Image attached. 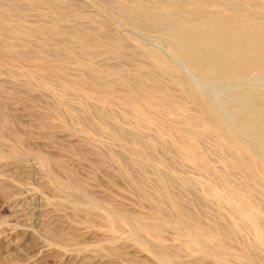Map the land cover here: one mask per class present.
I'll return each instance as SVG.
<instances>
[{
	"label": "rangeland",
	"instance_id": "374dc122",
	"mask_svg": "<svg viewBox=\"0 0 264 264\" xmlns=\"http://www.w3.org/2000/svg\"><path fill=\"white\" fill-rule=\"evenodd\" d=\"M49 1L57 2L56 6H59L61 8H65L66 6V11L64 12H68V10L70 9L71 12L73 9V12L75 11V13L79 14L80 17H70V22L69 20H67V22L63 19L61 20L59 15L54 12L53 8L48 4L35 5L33 4L34 0H0L1 4H4L5 2V4H8V2L14 4L16 3L17 5L20 4L19 6L23 10L25 8V14H23V17H21L16 11L9 10L7 7H3L0 4V18L2 17L0 19V264H138V262H140L139 264H162L165 261L166 264H220L216 261L221 262V264H241V262L243 264H259L258 262L260 259V263L264 264V256H262L264 255V237L261 235L262 238H260L261 236L259 235L261 232H264V218L262 217L263 220H261L262 218H260L262 214L264 216V201L260 202V197L262 198V200H264V190H262V188H264V185L262 186V188L259 186L264 181L263 179H261L264 178V175L261 173V177L259 176L260 173H258L259 170H257V165L255 164L256 167H254L253 165V170L250 168H245L244 171H240L238 169L236 170L235 168H232V166L227 163V161H230L231 153L239 157L242 154H240V152L237 150L228 149L229 147L226 144L224 145L222 138L218 133V128L214 126L211 127L210 124H208V130L206 129V131H203L204 129L202 128V126L197 125L194 127L192 123H188V121L186 120V116L194 113L198 114V107L195 104H192L191 101H189L187 98L184 99L185 95L180 90H178L177 87L174 88L173 86H171L168 80L161 78V86H163L164 89H167V91L170 93L171 98H174L179 102L177 106L178 108L174 112L168 109L166 106L157 104V96L154 97L153 95L151 97L146 95L144 92L132 91L130 87L121 80L122 75L120 73H110L112 74L111 79H109L110 74H106L103 82H105V84L108 86V80L110 86L98 87L93 85L89 78L87 79V75L83 73V68H80L82 67V63L84 65V63L88 61L96 70H101L102 66L110 67L111 64H114L111 65L112 68L115 65V67H117V65L121 63V65L126 64V66L123 67L124 72L125 74L128 72L127 74L130 77H135L133 76L135 74L134 72L135 70L137 71L139 69L151 71L155 75L159 76L157 67L156 69H154L155 67L153 66L154 64H151V60H149V63L152 66H147V64H149L147 62L148 59H146L145 57L146 60L144 62V56L139 53V48H137L138 46L136 45L138 44L137 41L142 39L141 41L148 42L149 45L147 44V42H145L148 46L153 47L154 49H158L159 51L163 52V54H168L167 57H170L166 45L164 44V42L158 39V33L156 34L153 31L157 35L156 36L150 30L143 32L142 30L135 29L130 25H127L126 22L120 20L116 15L111 13L105 7H102V0H86L87 2L85 0L84 2L83 0ZM70 1H72L73 4ZM143 1H147L146 3H152V0ZM81 2L83 3L81 4ZM62 3H64V6H62ZM27 9L28 11L26 12ZM75 9H77V11ZM89 13L94 16V13H96L97 18L102 17L101 20L104 17L103 24L104 22L105 24L103 26H107L105 27L107 29L102 27V29L100 30L102 31V33L98 35V38L100 39L95 40L93 37L94 35L97 36L93 29L98 31V24L94 20L90 19ZM57 16L59 18H57ZM5 18L6 22L4 20ZM108 20L111 24L108 23ZM57 21L59 22V24L57 23ZM39 24L45 26L54 24L59 26L61 28V31H63L57 34L58 36H54L55 40L51 39L45 42V48L57 47L54 51L56 52V54L54 52L50 54L51 59L41 56L37 58V53H39V49L42 45L41 42L43 41V35H41L43 33L36 32L37 34L35 33L32 35H27L24 33V30ZM2 25H7L9 26V28L12 27V29H3L1 28ZM112 26H114L115 28L118 27L116 31L121 30V32H116L115 28L113 31ZM132 29H134L136 32H134V30L132 31ZM69 30L73 31V33H68L67 31ZM83 30L89 34L92 31L94 32V35L92 36L90 34L89 36V34L87 35V33ZM109 30L113 31V33H116V35L112 34V32H110ZM104 31L108 35L110 33V37H108L107 34L104 33ZM127 33L131 35L129 36L127 35ZM81 34L83 35V37ZM117 35L120 37H123V35L126 37L127 35L128 39L127 37L123 38L125 42L129 40V51L127 49L126 54L121 56L122 58H120L113 52H109V46L113 42L110 40L114 39V37H118ZM132 35L135 37V39L132 38ZM79 36L81 38H79ZM111 36L113 37L111 38ZM81 39L82 41L83 39L84 41H90V39L94 40L91 41L92 43H90L91 45L88 47V51L86 53L81 54L79 52H73L72 50H80L82 44ZM71 40L74 42L76 41V43L73 42V45H71ZM134 40H136V44ZM55 41L58 44L55 45ZM95 41L97 42V44H95ZM26 43L29 45H27ZM32 50H34V52H32ZM130 51L132 54L134 53V55H132ZM127 52L130 53L128 55H131L130 59H126L129 58ZM137 54H139L141 57H139V55ZM135 55V58H141L143 61L138 58H132ZM173 60L176 65L185 73L183 74L185 79L196 85L203 86V88L207 87L210 89L222 91V93H220L215 100V104L219 110L221 118L229 128L233 129V133L236 137L240 139L243 138L242 140H244L246 146L251 151L259 154L264 160V150H262L261 147L257 146L255 139L247 129H242L238 125V123L235 122L234 116L236 113V107H244L249 112L258 115L261 118V122L264 124V80H260L259 78H248L242 81L203 82L204 80L201 81L200 78H197L194 74L188 71L186 67L182 63H180L179 60L175 58H173ZM105 63L107 65H105ZM74 64H76V66ZM77 65H79V67H77ZM146 66L148 69H146ZM131 72L134 74H132ZM85 79H87V81H84ZM112 80H115V83L112 82ZM68 82L71 83L69 84ZM80 82H82L83 84H81ZM73 83L75 85H73ZM85 83H89V85H92H87L89 87L87 88L85 86ZM120 83H124L121 84L122 87L125 86L124 89L121 87L122 90H119ZM68 85L71 87V89ZM76 85L80 86V88L82 89H80ZM76 87L77 89H79L77 90ZM91 87H93V89H90ZM102 89H108V91H104ZM116 91L118 94L116 93ZM119 91H123L122 93L120 92L121 95L119 94ZM125 93L128 94L129 98ZM91 94L96 98L91 97ZM96 94H99V97H97ZM106 94L109 95L106 96ZM179 94L183 95L180 96ZM119 95L121 97L123 95L124 98L122 97V99ZM100 96L103 97V101L99 99L101 98ZM125 96L128 99H125ZM104 97L107 98L105 99ZM231 98H233L234 100H232ZM132 99L137 101L135 102ZM131 100L135 105L133 104V102H131ZM147 102L152 103L148 104ZM143 105L145 106V108L148 106V108L145 109ZM105 106L107 109H109L107 110L109 112L107 113V115H105L106 109H102L103 107L105 108ZM222 106H225L226 108H223ZM234 106L235 109L232 110V112L231 108L233 109ZM150 108L154 111H152ZM98 109L99 111H97ZM148 110L152 113H158L159 118L154 113L150 117V115L148 114L151 113L148 112ZM139 111H141L142 114ZM185 112H187V114H185ZM170 113L172 115H170ZM177 114H179L180 118L177 116ZM97 115H99L100 118L99 116L96 117ZM140 117L145 118L141 119ZM155 117H157L158 119ZM164 120L167 122H165ZM139 121H141L142 124L139 123ZM104 123H106L107 126H103L105 125ZM189 124H191L192 126H190ZM186 125L189 129L186 127ZM116 126L122 128L114 129ZM199 129H201L203 132L201 133V130ZM114 130L116 133L113 132ZM118 130H121L119 132L121 133V135H124L121 136ZM124 130L126 131V133ZM163 131L164 133H162ZM195 131L197 135L194 134ZM191 133L193 134L191 135ZM188 136H191V138H189ZM127 139L128 141L129 139L131 141L128 142ZM184 140L186 141L183 142ZM198 143H201V145ZM194 144L196 147H192ZM188 145H191L190 148ZM200 146L204 149L201 150ZM219 146L220 148H218ZM132 148L133 150H131ZM159 150L161 151V153ZM205 150L206 154L204 153ZM196 151H199V153H196ZM207 152L210 155L207 157L209 162L205 161ZM187 153H189V155ZM201 155L203 157H201ZM135 156L136 158L141 159L142 163L136 162V158H134ZM155 157H158L160 161ZM45 161L46 163H48V166L46 164H43ZM226 165L230 171L227 170ZM159 169L165 170V173L170 172L169 174L167 173L171 177L170 185L166 186L168 189H166V187L164 188V186H161L160 184L159 172H162L163 170L159 171ZM204 169H207L208 171ZM210 169H215L216 173L214 172L215 170L212 171ZM235 170L238 171V175L240 172V175L238 177H240L241 179H239L237 175H235V173H237ZM255 171H257V173ZM246 173L248 175L250 174L252 177L250 175L248 176ZM218 174L221 175H219L220 178H218ZM243 174H246V176H243ZM226 177L231 178L232 180ZM247 177L249 178L248 181ZM225 178L228 180L226 181ZM220 179L222 180L220 181ZM250 180L255 182L252 183L253 186L251 183L248 184ZM257 181L258 183H256ZM64 182L66 185L64 184ZM229 182L232 183H230L229 185H225V183L228 184ZM259 182L261 183L259 184ZM172 183L174 185H172ZM77 185L82 189L80 190ZM231 185H234V187H232ZM75 186L77 187V189L75 188ZM223 186H225L226 190ZM226 186H230L233 189ZM228 188L232 190L231 193L227 192L230 191L228 190ZM234 189H236L237 192ZM257 189L258 191L256 192ZM71 191H75L77 192V194ZM249 193L251 198L247 196V194L249 195ZM172 195L179 197L180 205H176L172 202ZM225 195L227 199H222L225 197ZM234 195L236 196V200H234ZM158 197H160L161 199ZM214 197L217 199H215ZM228 197H230L231 200H234L233 205H231L232 201ZM255 197H257L258 200ZM165 198L170 199L166 200ZM253 198L255 200H253ZM221 200L223 202L222 205ZM150 201L152 204L150 203ZM235 201H238L239 203H236ZM242 201L244 202L242 203ZM78 202L81 203L79 204ZM90 202L92 205L89 204ZM246 203H250V205L247 204L246 206ZM252 203L254 204L253 206H251ZM217 204L220 207L217 206ZM233 206L235 207L233 208ZM221 207L223 209H226L223 210ZM236 207H240L241 211L244 212H238L239 208L236 209ZM253 207L258 208L256 210V208L254 209ZM244 208H246L247 210ZM248 208L250 209L248 210ZM254 210H256V212ZM110 211L111 213H109ZM116 211L117 214L115 213ZM183 211H189L195 215L198 222L196 223V226H192L187 222V220L183 217ZM230 211H233V213H231ZM245 211L249 212L245 213ZM250 211L251 214H248L250 213ZM258 211H262V213ZM252 212L254 215L252 214ZM155 213H157V215ZM125 214L129 216L127 217ZM158 214L160 216H158ZM226 214L228 215L226 216ZM221 215L227 220L226 222H224V218ZM122 216H126L127 218H124ZM132 217H136L134 218L135 220ZM137 218H139L140 220H138ZM160 218L162 220L165 219V222L167 223L169 221H172V224L170 222V224H167L164 222V220L163 222H161ZM180 218L182 219V222H180ZM200 218H202V220H200ZM234 218H238L239 220H237L239 222L234 223V221H237L236 219L233 220ZM244 218H247V220H245ZM251 219L254 220L252 221ZM258 219L261 222L260 224H258ZM148 220L151 222H149ZM240 220L242 224L240 223ZM157 221L160 223V225ZM175 221L178 224H176ZM214 222H216V225L219 226L224 225V227H230L233 231V236L227 237L224 240V245L222 248H225L226 250L218 248L217 240L209 236V234L206 232L207 230H203V227L206 229V224ZM163 223L165 224L163 225ZM238 223L239 226L234 225ZM251 223L253 225H251ZM256 223L258 224V226ZM130 224L134 225H132V227L135 230L131 228ZM141 224H144L143 227L140 226ZM184 224L186 227L183 226ZM243 224L245 226L241 227ZM128 225L129 227H127ZM144 226H146L149 230H147V228ZM197 226L200 228H198ZM236 226H238L240 229L238 227L236 229ZM259 226L262 230L261 232ZM160 228L163 230H161ZM242 228L244 229L242 230ZM248 228L249 230H247ZM173 229L176 232L173 231ZM257 229L259 230V234L257 232ZM192 230H194L195 233ZM250 231H253L254 233ZM238 233L240 237L238 236ZM130 234L134 238H132ZM244 234H246L247 236ZM160 235L161 237H159ZM234 235L237 236L234 237ZM241 235H243L242 238ZM180 236H183L185 238L183 239V237ZM254 236L258 237L259 240H257L258 238H255ZM157 237L161 238L162 240H160L159 238L157 239ZM202 237L204 239H202ZM130 238L132 240L140 239V242L139 240H137L138 242L134 240V242H132V240H129ZM193 238L195 241H193ZM210 238L212 242L211 244L209 242ZM244 238L247 241H245ZM252 238H255L256 241ZM250 240H252V242H250ZM205 241H208L209 243L207 242V244ZM232 241L234 242V244ZM242 241L244 243H242ZM248 241L250 242V245L256 242L255 245L257 246V248L255 251H253L254 249L251 250L250 245L247 243ZM137 243L139 244L137 245ZM140 243L142 247L139 246ZM213 243L216 246H214ZM144 244L146 245V247L144 246ZM247 244L249 246H247ZM148 245L150 248L148 247ZM192 245L197 249H200L199 252L196 248L192 247ZM239 246L240 248H237ZM243 248L245 249L243 250ZM214 249L215 251L217 249V255ZM233 249H236V251L238 250L237 252L235 251L236 253L234 252V254L236 255L238 253L237 256L240 259L233 254ZM150 251H153V254L159 253L160 255H162V258L159 256V254H157L158 256H156L153 255ZM228 251H230L231 253ZM208 253L210 255H208ZM239 253L241 254L239 255ZM243 253H248L249 255L244 254V257ZM230 254L233 255L231 256ZM213 255H215V257ZM252 255L255 256L253 257ZM223 258L225 261L223 260ZM243 258L245 259L243 260ZM255 258L257 259V261ZM250 259L253 260L252 263L249 262L251 261ZM233 260H235L236 262Z\"/></svg>",
	"mask_w": 264,
	"mask_h": 264
},
{
	"label": "bare ground",
	"instance_id": "6f19581e",
	"mask_svg": "<svg viewBox=\"0 0 264 264\" xmlns=\"http://www.w3.org/2000/svg\"><path fill=\"white\" fill-rule=\"evenodd\" d=\"M7 1V0H6ZM9 1H11V0H9ZM61 1V0H60ZM66 1V0H65ZM69 1V0H68ZM67 1V2H68ZM73 1V0H72ZM72 1H70L72 4H73V2ZM75 1H78V0H75ZM74 1V2H75ZM82 1V0H81ZM86 1V0H85ZM94 1V0H93ZM146 1V0H145ZM149 1V0H148ZM3 2V1H2ZM80 2V1H79ZM83 2H84V0H83ZM83 2H81V4L83 3ZM87 2V1H86ZM147 2V1H146ZM146 2H144L143 0H102V7H105L107 10H109L111 13H113L114 15H116L120 20H123V22H126L127 23V25H130L131 27H133V28H135V29H139V30H142L143 32L144 31H151V32H155L156 34L158 33V35L159 36H157L154 32V34L158 37V39H160L162 42H164V44L166 45V47H167V50H168V52H169V55H170V57H167V55H165V54H163V52H161V51H159L158 49H154L153 47H150V46H148L149 44H148V42L147 41H141V40H138L137 42H138V44H136V40H134V42H135V44L138 46L137 48H139V53L141 54V55H143L144 57V62H145V60L146 59H148V63L150 62L149 60H151L152 62H151V64H154L153 66L155 67L154 69H156V67H157V69H158V75L159 76H157V75H155L153 72H151V71H147V70H143V69H139V70H135V74L134 73H132V74H134L133 76H135V77H130L127 73L125 74V72H124V66H126V64L125 65H121V63L120 64H118L117 65V67H113L112 68V66L111 65H114V64H111L110 65V67H107V66H102V68H101V70H96V69H94L93 67H92V65H91V63L88 61V62H86V63H84V65H83V63H82V67H80L81 69L83 68V73H85L86 75H87V79L89 78L90 79V81L92 82V84L93 85H95V86H98V87H106L107 85L105 84V82H103V80H104V78H105V76H106V74H110V73H115V72H117V73H120L121 75H122V81L125 83V84H127L129 87H130V89L132 90V91H136V92H144L146 95H148V96H153L154 95V97H156L157 96V99H158V102H157V104H159V105H163V106H166L168 109H170V110H172L173 112L174 111H176V109L178 108L177 106H178V101L176 100V99H174V98H171L170 97V93L167 91V89H164V87L163 86H161L162 84H161V78H164V79H166V80H168L169 81V83H170V85L171 86H173L174 88H178V90H180L184 95H185V97H184V99L185 98H187L189 101H191V103L192 104H195L197 107H198V111H199V113L198 114H190V115H187L186 116V120L188 121V123H192L193 124V126L195 127V126H197V125H200V126H202V128L204 129L203 131H206V129L208 128L207 127V125L208 124H210V126L212 127V126H214V127H216V128H218L217 130H218V133H219V135H220V137L222 138V141H223V143H224V145L226 144L228 147V149H233V150H237V151H239L240 152V154H242L240 157L239 156H237V155H235V154H233V153H231V155H230V161L228 162L227 161V163H229L230 164V166H232V168H235L236 170L238 169V170H240V171H244L245 170V168H250V169H252L253 168V165H254V167H256L255 166V164L257 165V170H259V172L258 173H260V175L259 174H257V175H259L260 177H261V173L264 175V160L261 158V156L259 155V154H257V153H255V152H253V151H251L247 146H246V144H245V142H244V140H242L243 138H238V137H236L235 135H234V133H233V129H231V128H229L227 125H226V123L224 122V120L221 118V116H220V113H219V110H218V108L216 107V104H215V100H216V98H217V96L220 94V93H222V91H220V90H214V89H210V88H207V87H204L203 88V86H200V85H196V84H194V83H192V82H190L189 80H187V79H185L184 78V75L183 74H185L184 72H183V70L182 69H180L177 65H176V63L174 62V60H173V58H175V59H177V60H179L180 61V63H182L185 67H186V69L188 70V71H190L192 74H194L197 78H200L201 79V81L202 80H204L203 82H217V81H242V80H245V79H248V78H259L260 80L262 79V80H264V0H152V3H146ZM151 2V1H150ZM6 3V2H5ZM1 4V6H5V7H7L9 10H13V11H16L21 17H23V14H25L24 13V10H25V8H24V10L19 6V5H17L16 3L14 4V3H9L8 2V4ZM31 3V2H30ZM77 3V2H76ZM76 3H74V4H76ZM100 3V2H99ZM33 4H35V5H44V4H48L49 6H51L52 8H53V10H54V12H56L58 15H59V17L61 18V20L63 19V20H65V21H67V20H69L70 19V17H74V18H79L80 16H79V14H77V13H75V11L73 12V9H72V11L70 12V10H68V12H64V11H66L65 10V8H66V6H65V8H61V7H59V6H56L57 5V2H55V1H49V0H34V3ZM58 4H60V3H58ZM64 3H62V6H64L63 5ZM98 4V3H97ZM28 5V4H27ZM30 5V4H29ZM47 5V6H48ZM31 6V5H30ZM61 6V5H60ZM24 7V6H23ZM26 7H29V6H26ZM45 7V6H44ZM83 7V6H82ZM48 8V7H47ZM68 8V7H67ZM79 8V7H78ZM4 9V8H3ZM32 9V8H31ZM0 10H1V8H0ZM76 11H77V9H75ZM28 11V9L26 10V12ZM79 11V10H78ZM2 12V11H1ZM6 12V11H5ZM98 12V11H97ZM14 13V12H13ZM91 13V12H90ZM89 13V14H90ZM4 14H6V13H4ZM10 14V13H9ZM18 14H16V15H18ZM56 14V15H57ZM88 14V13H87ZM95 14V16L94 15H92V14H90V19L91 20H94L97 24H98V31L97 30H94L93 29V27H92V29H93V31L96 33V35L97 36H95L93 33L94 32H90V34L94 37V39L96 40V39H100V38H98V35L100 34V33H102V31H100L101 29H102V27H107V26H103L104 24H105V22H104V24H103V21H104V17H103V19L101 20V16H99V17H101V18H97L96 17V13H94ZM100 14V13H99ZM27 15V14H26ZM55 15V16H56ZM86 15V14H85ZM25 16V15H24ZM104 16V15H103ZM58 16H57V18H59ZM112 17H114V16H112ZM2 18V17H1ZM0 18V19H1ZM9 18H10V16H9ZM116 18V17H115ZM25 19V18H24ZM80 19H82V18H80ZM5 20V22H6V18L4 19ZM57 20V19H56ZM55 20V21H56ZM91 20H89V21H91ZM105 20H107V19H105ZM117 20V19H116ZM14 21V20H13ZM44 21V20H43ZM78 21V20H77ZM10 22V21H9ZM68 22V21H67ZM69 22H70V20H69ZM26 23V22H25ZM35 23H37V22H35ZM51 23V22H50ZM57 23L59 24V22L57 21ZM90 23V22H89ZM106 23H107V21H106ZM108 23H110V21L108 20ZM2 24V23H1ZM8 24V23H7ZM10 24V23H9ZM14 24V23H13ZM55 24V23H54ZM54 24H52V25H41V24H39V25H36V26H32V27H30L29 29H26V30H24V33L25 34H27V35H32V34H35L36 32H41V33H43V34H41V35H43L42 36V42H41V47H40V49H39V53H37V58L39 57V56H41V57H47V58H50L51 59V57H50V54L51 53H53L54 51H55V49L57 48H45L44 47V45H45V42L47 41V40H51V39H54L55 40V38H54V36L56 35V36H58L57 34H59L60 32H63V31H61V28L59 27V26H57V25H54ZM111 24V23H110ZM114 24V23H113ZM117 24V23H116ZM68 25V24H67ZM84 25V24H83ZM91 25V24H90ZM22 26V25H21ZM30 26V25H29ZM62 26V25H61ZM71 26H72V24H71ZM74 26V25H73ZM93 26V25H92ZM79 27V26H78ZM89 27H91V26H89ZM111 27V26H110ZM113 27V31H114V26H112ZM1 28H3V29H9L10 30V28L12 29V27H10L9 28V26H7V25H2L1 26ZM15 28V27H14ZM17 28V27H16ZM77 28V27H76ZM84 28V27H83ZM85 28H86V25H85ZM109 28V27H108ZM67 29V28H66ZM105 29H107V28H105ZM112 29V28H111ZM116 29H118V27L117 28H115V31H116ZM81 30V29H80ZM134 29H132V31H133ZM65 31V30H64ZM84 31V30H83ZM110 31V30H109ZM113 31H110V32H112V34H115L116 35V33H113ZM119 31V30H118ZM118 31H116V32H118ZM20 32V31H19ZM68 33H73V31H71V30H69V31H67ZM66 32V33H67ZM84 32H86V31H84ZM89 32V31H88ZM119 32H121V30L119 31ZM123 32V31H122ZM127 32V31H126ZM134 32H136L135 30H134ZM139 32V31H138ZM65 33V32H64ZM87 33V32H86ZM104 33L105 34H107L105 31H104ZM125 33V32H124ZM37 34V33H36ZM38 34H40V33H38ZM89 33H87V35H88ZM90 34H89V36H90ZM132 34H134V33H132ZM61 35H62V33H61ZM65 35V34H64ZM67 35H70V34H67ZM82 35V34H81ZM86 35V36H87ZM109 35H110V33H109ZM108 34H107V36L108 37H110ZM120 35H121V33H120ZM127 35H131V34H128L127 33ZM127 35H126V37H127ZM138 35V34H137ZM18 36V35H17ZM118 36V35H117ZM133 36V35H132ZM131 36V37H132ZM139 36H140V34H139ZM82 37H83V35H82ZM108 37H107V39H108ZM113 36H111V38H112ZM123 37H125L124 35H123ZM123 37H120V36H118V37H114V39H112V40H110V41H113L111 44H110V46H109V48H110V51L109 52H113V53H115L117 56H119L120 58H122L121 56H123L124 54H126V51H127V49H128V51H129V43H128V41L127 42H125V40H124V38ZM125 37V38H126ZM137 37V36H136ZM143 37V36H142ZM157 37H155V38H157ZM27 38V37H26ZM71 38V37H70ZM77 38V37H76ZM79 38H81L80 36H79ZM132 38H134L135 39V37L133 36ZM139 38V37H138ZM12 39V38H11ZM35 39V38H34ZM34 39H32V40H34ZM37 39V38H36ZM63 39V38H62ZM67 39V38H66ZM69 39V38H68ZM93 39V40H94ZM105 39V38H104ZM103 39V40H104ZM127 39H128V37H127ZM126 39V40H127ZM140 39V38H139ZM6 40V39H5ZM40 40V39H39ZM93 40H91L90 39V41H84V39H83V41H82V39H81V41H82V44H81V47H80V50L78 51V50H76V51H74V50H72L73 52H79V53H86L87 51H88V47L91 45L90 43H92L91 41H93ZM106 40V39H105ZM104 40V41H105ZM133 40V39H132ZM131 40V41H132ZM70 41V40H69ZM72 41V40H71ZM79 41V40H78ZM99 41V40H98ZM150 41V40H149ZM35 42H37V41H35ZM59 42V41H58ZM73 42L74 41H72V43H71V45H73ZM96 42V41H95ZM145 42H147V44L145 43ZM74 43H76V41L74 42ZM128 43V44H127ZM153 43V42H152ZM27 44V43H26ZM32 44V43H31ZM56 44H58L56 41H55V45ZM62 44V43H61ZM80 44V43H79ZM94 44V43H93ZM95 44H97V42L95 43ZM109 44V43H108ZM107 44V45H108ZM159 44V43H158ZM27 45H29V44H27ZM33 45V44H32ZM99 45V44H98ZM136 45H135V47H136ZM151 45V44H150ZM36 46V45H35ZM38 46V45H37ZM53 46V45H52ZM96 46V45H95ZM152 46V45H151ZM93 47H94V45H93ZM92 47V48H93ZM102 47H104V46H102ZM156 48H158V47H156ZM33 49V48H32ZM132 49V48H131ZM130 49V50H131ZM24 50V49H23ZM27 50V49H26ZM30 50V49H29ZM99 50V49H98ZM138 50V49H137ZM32 52H34V50H32ZM59 52V51H58ZM63 52V51H62ZM132 52H134V51H132ZM7 53V52H6ZM21 53V52H20ZM55 54H56V52H54ZM64 53V52H63ZM89 53V52H88ZM130 53H131V51H130ZM130 53H128L127 52V55L128 54H130ZM81 54H78V55H81ZM90 54V53H89ZM132 54V53H131ZM30 55V54H29ZM31 55H33V54H31ZM35 55V54H34ZM54 55V54H53ZM52 55V56H53ZM65 55H66V53H65ZM64 55V56H65ZM71 55V54H70ZM132 55H134V53L132 54ZM137 55H139V54H137ZM55 56V55H54ZM69 56V55H68ZM77 56V55H76ZM90 56V55H89ZM129 56V58H126V57H123V58H126V59H130V57H131V55H128ZM127 56V57H128ZM16 57V56H15ZM40 57V58H41ZM69 57H71V56H69ZM136 57V55L135 56H133L132 58H134V59H137V58H135ZM139 57H141L140 55H139ZM145 57H146V59H145ZM62 58V57H61ZM65 58H68V57H65ZM72 58V57H71ZM83 58V57H82ZM105 58V57H104ZM117 58V57H116ZM18 59V58H17ZM30 59V58H29ZM49 59V60H50ZM79 59H80V57H79ZM84 59V58H83ZM138 59H141V58H138ZM37 60V59H36ZM63 60V59H62ZM100 60V59H99ZM109 60V59H108ZM119 60H121V59H119ZM41 61V60H40ZM56 61V60H55ZM80 61V60H79ZM138 61V60H137ZM140 61V60H139ZM141 61H143L142 59H141ZM140 61V62H141ZM98 62V61H97ZM112 62V61H111ZM110 62V63H111ZM128 62V61H127ZM131 62V61H130ZM139 62V63H140ZM143 62V63H144ZM147 62H146V64H147ZM43 63V62H42ZM76 63V62H75ZM94 63V62H93ZM113 63V62H112ZM44 64V63H43ZM145 64V63H144ZM45 65V64H44ZM50 65V64H49ZM65 65V64H64ZM75 66H76V64H74ZM105 65H107L106 63H105ZM47 66V65H46ZM45 66V67H46ZM109 66V65H108ZM140 66V65H139ZM147 66H152V65H150V63L149 64H147ZM147 66H146V69H148L147 68ZM42 67V66H41ZM44 67V68H45ZM58 67H59V65H58ZM57 67V68H58ZM77 67H79V65H77ZM143 67H144V65H143ZM76 69H78V68H76ZM150 69V68H149ZM59 70V69H58ZM64 70V69H63ZM125 70H127V69H125ZM153 70V69H152ZM38 72V71H37ZM80 73V72H79ZM117 73H115V74H117ZM130 73V74H131ZM155 73H156V71H155ZM64 74V73H63ZM76 74V73H75ZM41 75V74H40ZM81 75V74H80ZM83 75V74H82ZM111 75L112 74H110V76H109V79H111ZM36 76V75H35ZM186 76V75H185ZM81 77V76H80ZM120 77V76H119ZM114 78V77H113ZM118 78V77H117ZM52 79V78H51ZM50 79V80H51ZM65 79V78H64ZM80 79V78H79ZM87 79H85L84 81H87ZM108 79V78H107ZM117 80H119V79H117ZM163 80V79H162ZM68 81H70V80H68ZM167 81V82H168ZM107 84H108V86L107 87H109L110 86V83H109V81L107 80ZM112 82H114L115 83V80H112ZM69 84L71 83V82H68ZM81 84H83L82 82H80ZM124 83H120L119 85H120V89H119V87H118V89L119 90H122L121 89V87H122V85L121 84H124ZM197 83V82H196ZM228 83V82H227ZM78 84V83H77ZM80 84V85H81ZM86 84V83H85ZM91 84V85H92ZM116 84H117V82H116ZM73 85H75L74 83H73ZM91 86V85H89V83L88 84H86L85 86L87 87V88H89L88 86ZM114 85V84H113ZM118 85V86H119ZM69 86V85H68ZM77 87H79L80 88V86H78V85H76ZM208 86V85H207ZM236 86V85H235ZM70 87V86H69ZM77 87H76V89H77ZM84 87V86H83ZM116 87H117V85H116ZM127 87V86H126ZM238 87V86H237ZM78 88V89H79ZM96 88V87H95ZM94 88V89H95ZM123 89L125 88V86L124 87H122ZM222 88V87H221ZM232 88V87H231ZM230 88V89H231ZM234 88H236V87H234ZM260 88V87H259ZM70 89H71V87H70ZM77 89V90H78ZM80 89H82V88H80ZM90 89H93V87H91ZM109 89H111V88H109ZM239 89V88H238ZM96 90H98V89H96ZM102 90H104V89H102ZM106 90V89H105ZM104 90V91H105ZM232 90V89H231ZM87 91V90H86ZM93 91V90H92ZM92 91H91V93H92ZM95 91V90H94ZM106 91H108V89L106 90ZM130 91V90H129ZM171 91H172V89H171ZM248 91V90H247ZM100 92H103V91H100ZM111 92V91H110ZM115 92V91H114ZM121 91H119V94L121 95V93L123 92H121ZM126 92V91H125ZM226 92V91H225ZM244 92V91H243ZM98 93V92H97ZM106 93V92H105ZM109 93V92H108ZM112 93H113V91H112ZM116 93H117V91H116ZM115 93V94H116ZM174 93V92H173ZM177 93V92H176ZM175 93V94H176ZM99 94H101V93H99ZM99 94L97 95V97H99ZM111 94V93H110ZM114 94V95H115ZM118 94V93H117ZM124 94V93H123ZM126 94V93H125ZM183 94H179L180 96L181 95H183ZM228 94H229V92H228ZM243 94V93H242ZM246 94V93H245ZM83 95V94H82ZM107 95H109V94H106V96ZM113 95V94H112ZM119 95V96H120ZM127 95V97H128V94H126ZM138 95H139V93H138ZM264 95V94H263ZM94 96V95H93ZM92 96V94H91V97H93ZM118 96V95H117ZM141 96V95H140ZM90 97V98H91ZM101 98H99V99H101L102 100V96H100ZM116 97V96H115ZM121 97V96H120ZM122 97L124 98V96L122 95ZM121 97V98H122ZM126 96H125V99H128ZM143 97V96H142ZM141 97V98H142ZM179 97V96H178ZM237 97V96H236ZM248 97V96H247ZM88 98V97H87ZM93 98H96V97H93ZM105 98V97H104ZM107 98V97H106ZM105 98V99H106ZM110 98V97H109ZM117 98V97H116ZM119 98V97H118ZM122 98V99H123ZM130 98H132V97H130ZM138 98V97H137ZM144 98V97H143ZM181 98V97H180ZM79 99V98H78ZM98 99V98H97ZM134 99V98H133ZM132 99V100H133ZM156 99V100H157ZM224 99V98H223ZM232 100H234L233 98H231ZM238 99H239V97H238ZM101 100H99V101H101ZM104 100V99H103ZM102 100V101H103ZM131 100V102H133V101H137V100H133L132 101ZM140 100V99H139ZM143 100V99H142ZM141 100V101H142ZM152 100H153V98H152ZM227 100V99H226ZM250 100V99H249ZM111 101V100H110ZM112 101H114V100H112ZM125 101V100H124ZM128 101V100H127ZM130 101V100H129ZM149 101V100H148ZM180 101V100H179ZM184 101V100H183ZM77 102V101H76ZM114 102H116V101H114ZM145 102H146V100H145ZM217 102V101H216ZM238 102H239V100H238ZM93 103V102H92ZM108 103H110V102H108ZM124 103V102H123ZM129 103V102H128ZM143 103V102H142ZM148 103V102H147ZM152 103V102H151ZM151 103H148V104H151ZM156 103V102H155ZM103 104V103H102ZM133 104H134V102H133ZM147 104V105H148ZM184 104H185V102H184ZM186 104H188V103H186ZM231 104V103H230ZM240 104V103H239ZM127 105V104H126ZM129 105H131V104H129ZM128 105V106H129ZM135 105V104H134ZM133 105V106H134ZM222 105V104H221ZM221 105H220V107H221ZM83 106V105H82ZM98 106H100V105H98ZM108 106V105H107ZM144 106V105H143ZM187 106V105H186ZM61 107V106H60ZM79 107V106H78ZM138 107H140V106H138ZM189 107V106H188ZM223 107V106H222ZM225 107V106H224ZM223 107V108H224ZM260 107V106H259ZM121 108V107H120ZM125 108V107H124ZM131 108V107H130ZM144 108H145V106H144ZM146 108H148V106L146 107ZM145 108V109H146ZM185 108V107H184ZM226 108V107H225ZM102 109H106V114L105 115H107V113H109L107 110H109V109H107L106 108V106H105V108L103 107ZM102 109H101V111H102ZM151 109V108H150ZM154 109V108H153ZM190 109V108H189ZM194 109V108H193ZM235 109V106H234V108L232 109L231 108V111L232 110H234ZM260 109H262V108H260ZM139 110H141V109H139ZM152 110V109H151ZM191 110V109H190ZM97 111H99V109L97 110ZM143 111V110H142ZM145 111H147V110H145ZM152 111H154V110H152ZM185 111V110H184ZM193 111V110H192ZM134 112V111H133ZM139 112H141V111H139ZM148 112H150L151 114H148V115H150V117H151V115L154 113H152L151 111H149L148 110ZM191 112V111H190ZM233 112V111H232ZM94 113V112H93ZM98 113V112H97ZM114 113V112H113ZM138 113V112H137ZM68 114V113H67ZM81 114V113H80ZM122 114V113H121ZM141 114H142V112H141ZM145 114V113H144ZM154 114H156L157 116H158V118H159V115H158V113H154ZM185 114H187V112H185ZM82 115V114H81ZM101 115V114H100ZM123 115V114H122ZM155 115V116H156ZM170 115H172L171 113H170ZM234 115V114H233ZM83 116V115H82ZM99 115H97L96 117H98ZM125 116V115H124ZM177 116L179 117V114H177ZM235 122L236 123H238V125L242 128V129H247L248 130V132H250L251 133V135L253 136V138L255 139V142H256V144H257V146H259V147H261V149L262 150H264V124L261 122V118L258 116V115H256V114H254V113H252V112H249L248 110H246V108H244V107H236V113H235ZM113 117V116H112ZM122 117V116H121ZM162 117V116H161ZM176 117V116H175ZM263 117V116H262ZM99 118H100V116H99ZM103 118H106V117H103ZM141 118V117H140ZM142 118H145V117H142ZM141 118V119H142ZM149 118V117H148ZM155 118H157V117H155ZM157 118V119H158ZM174 118V117H173ZM180 118V117H179ZM178 118V119H179ZM80 119V118H79ZM89 119H91V118H89ZM113 119H115V118H113ZM161 119V118H160ZM159 119V120H160ZM107 120V119H106ZM109 120V119H108ZM169 120V119H168ZM182 120V119H181ZM149 121V120H148ZM165 121V120H164ZM174 121H175V119H174ZM177 121H179V120H177ZM176 121V122H177ZM226 121H227V119H226ZM82 122V121H81ZM107 122V121H106ZM108 122H110V121H108ZM158 122H160V121H158ZM165 122H167V121H165ZM139 123H141V121H139ZM138 123V124H139ZM178 123V122H177ZM182 123V122H181ZM185 123V122H184ZM105 125H103V126H107V124L106 123H104ZM111 124V123H110ZM113 124V123H112ZM142 124V123H141ZM145 124V123H144ZM149 124V123H148ZM153 124V123H152ZM155 124V123H154ZM158 124V123H157ZM171 124V123H170ZM108 125H109V123H108ZM146 125V124H145ZM144 125V126H145ZM151 125V124H150ZM181 125V124H180ZM190 126H192L191 124H189ZM232 125V124H231ZM84 126V125H83ZM119 126V125H118ZM148 126V125H147ZM158 126V125H157ZM166 126V125H165ZM170 126V125H169ZM168 126V127H169ZM185 126V125H184ZM96 127V126H95ZM142 127H143V125H142ZM151 127V126H150ZM186 127H187V125H186ZM185 127V128H186ZM193 127V128H194ZM114 128V127H113ZM118 128H122V127H115L114 129H118ZM171 128V127H170ZM179 128V127H178ZM184 128V129H185ZM188 128V127H187ZM192 128V129H193ZM201 128V127H200ZM240 128V129H241ZM111 129V128H110ZM129 129V128H128ZM189 129V128H188ZM197 129V128H196ZM212 129V128H211ZM215 129V128H214ZM79 130V129H78ZM83 130V129H82ZM113 130V129H112ZM123 130V129H122ZM169 130V129H168ZM194 130V129H193ZM199 130H201V129H199ZM208 130V129H207ZM119 131H121V130H118V132ZM125 131V130H124ZM158 131V130H157ZM162 131V130H161ZM180 131V130H179ZM191 131V130H190ZM189 131V132H190ZM202 130H201V133L203 132ZM113 132H115V130L113 131ZM173 132V131H172ZM194 132V131H193ZM242 132V131H241ZM116 133V132H115ZM123 133V132H122ZM125 133H126V131H125ZM162 133H164V131L162 132ZM119 134L121 135V133L119 132ZM129 134H131V133H129ZM174 134V133H173ZM193 133H191V135H192ZM194 134H196V131H195V133ZM199 134V133H198ZM211 134V133H210ZM216 134V133H215ZM124 135V134H123ZM123 135H121V136H123ZM197 135V134H196ZM200 135V134H199ZM213 136V135H212ZM129 137V136H128ZM180 137V136H179ZM189 138H191V136H188ZM192 137H196V136H192ZM198 137V136H197ZM203 137V136H202ZM205 137V136H204ZM215 137V136H214ZM217 137V136H216ZM125 138V137H124ZM159 138H161V137H159ZM176 138V137H175ZM178 138V137H177ZM181 138V137H180ZM199 138H200V136H199ZM218 138V137H217ZM197 139V138H196ZM125 140V139H124ZM138 140V139H137ZM155 140V139H154ZM182 140V139H181ZM180 140V141H181ZM217 140V139H216ZM219 140V139H218ZM253 140V139H252ZM127 141H128V139H127ZM131 140L129 139V141L128 142H130ZM186 140H184L183 142H185ZM221 141V140H220ZM182 142V141H181ZM199 142V141H198ZM159 143V142H158ZM220 143V142H219ZM130 144V143H129ZM128 144V145H129ZM184 144V143H183ZM198 144H200L201 145V143H198ZM123 145H125V144H123ZM143 145V144H142ZM156 145V144H155ZM187 145V144H186ZM189 146V148H190V146L191 145H188ZM195 146V144L192 146V147H194ZM198 146V145H197ZM127 147V146H126ZM196 147V146H195ZM199 147V146H198ZM201 147V146H200ZM143 148V147H142ZM218 148H220V146L218 147ZM154 149V148H153ZM192 149H194V148H192ZM191 149V150H192ZM204 148H202L201 147V150H203ZM117 150V149H116ZM131 150H133V148L131 149ZM166 150V149H165ZM197 150H200V149H197ZM219 150H221V149H219ZM158 151V150H157ZM156 151V152H157ZM160 151V150H159ZM194 151V150H193ZM224 151H225V149H224ZM118 152V151H117ZM116 152V153H117ZM132 152H134V151H132ZM137 152V151H136ZM195 152V151H194ZM194 152H192V153H194ZM199 153V151H196V153ZM233 152V151H232ZM238 152V153H239ZM115 153V154H116ZM160 153H161V151H160ZM165 153V152H164ZM191 153V152H190ZM201 153V152H200ZM205 154H206V150H205V152H204ZM224 153V152H223ZM225 153H227V152H225ZM188 155H189V153H187ZM240 154H238V155H240ZM263 154V153H262ZM117 155H121V154H117ZM138 155V154H137ZM145 155V154H144ZM161 155V154H160ZM163 155V154H162ZM197 155H199V154H197ZM204 155V154H203ZM223 155V154H222ZM131 156V155H130ZM208 156H210L209 154H208V152H207V156H206V160L205 161H207V162H209L208 161V159H207V157ZM128 157V156H127ZM197 157V156H196ZM201 157H203L202 155H201ZM218 157V156H217ZM223 157H225V156H223ZM134 158H136V156L134 157ZM145 158V157H144ZM155 158H158V157H155ZM120 159H121V157H120ZM122 159H123V157H122ZM193 159V158H192ZM195 159H197V158H195ZM202 159H204V158H202ZM223 159H226V158H223ZM228 159V158H227ZM117 160V159H116ZM145 160V159H144ZM158 160L160 161V159L158 158ZM199 160V159H198ZM197 160V161H198ZM210 160V159H209ZM135 161L136 162H141V159H139V158H136L135 159ZM165 161H166V159H165ZM43 162V161H42ZM121 162V161H120ZM124 162V161H123ZM144 162V161H143ZM193 162V161H192ZM203 162H204V160H203ZM131 163V162H130ZM142 163V162H141ZM43 164H48V163H46V161L43 163ZM197 164V163H196ZM206 164V163H205ZM208 164V163H207ZM225 164H226V160H225ZM229 164H227V165H229ZM42 165V164H41ZM45 165V166H46ZM140 165V164H139ZM150 165V164H149ZM227 165H226V167H227ZM44 166V167H45ZM48 166V165H47ZM209 166V165H208ZM143 167V166H142ZM158 167V166H157ZM157 167H156V169H157ZM203 167V166H202ZM212 167V166H211ZM136 168V167H135ZM144 168H147V167H144ZM209 168V167H208ZM44 169V168H43ZM46 169V168H45ZM200 169V168H199ZM231 169V168H230ZM161 169H159V171H160ZM163 170V169H162ZM161 170V171H162ZM204 170H206V171H208L207 169H204ZM210 170H212V169H210ZM215 170V169H214ZM214 170H212V171H214ZM227 170H229L228 169V167H227ZM235 170V171H236ZM253 170V169H252ZM165 170H163L162 172H159V181H160V184H161V186H164V188L166 187V186H169L170 185V183H171V177L168 175L170 172H167V173H165L164 172ZM211 171V172H212ZM230 171V170H229ZM215 173H216V170L214 171ZM237 173H235V175H237V177L240 175V172H239V175H238V171H236ZM250 172H251V170H250ZM256 173H257V171H255ZM210 173V172H209ZM218 173V172H217ZM227 173V172H226ZM213 174V173H212ZM241 174H242V172H241ZM247 174V173H246ZM246 174H243V176H246ZM215 175V174H214ZM219 175L220 174H218V178H220L219 177ZM248 175V174H247ZM250 175V174H249ZM248 175V176H249ZM256 175V174H255ZM221 176V175H220ZM242 176V175H241ZM251 176V175H250ZM258 176V177H259ZM252 177V176H251ZM257 177V178H258ZM264 177V176H263ZM216 178V177H215ZM222 178V177H221ZM226 178H228V177H226ZM225 178V179H226ZM239 179H241L240 177H238ZM245 178V177H244ZM248 178V177H247ZM246 178V179H247ZM256 178V177H255ZM223 179V178H222ZM222 179H220V181L222 180ZM224 179V180H225ZM228 179H231V178H228ZM228 179H226V181L228 180ZM250 179H252V178H250ZM259 179V178H258ZM261 179H263L264 180V178H261ZM72 180V179H71ZM204 180V179H203ZM232 180V179H231ZM249 180V178L247 179V181ZM256 180V179H255ZM230 181V180H229ZM259 181V180H258ZM258 181L256 182V183H258ZM60 182H62V181H60ZM174 182V181H173ZM245 182V181H244ZM69 183V182H68ZM208 183V182H207ZM224 183V182H223ZM230 183H232V182H229L228 184H226L225 183V185H229ZM249 183H255L254 181H252V180H250L249 182H248V184ZM261 182H259V184H260ZM64 184H65V182H64ZM63 184V185H64ZM70 184V183H69ZM68 184V185H69ZM152 184V183H151ZM159 184V183H158ZM234 184V183H233ZM66 185V184H65ZM67 185V186H68ZM72 185V184H71ZM172 185H174L173 183H172ZM223 185V184H222ZM264 185V181L262 182V184L261 185H259L261 188H262V186ZM60 186V185H59ZM62 186V185H61ZM78 186V185H77ZM232 186V185H231ZM251 186V185H250ZM252 186H253V184H252ZM255 186V185H254ZM257 186V185H256ZM65 187V186H64ZM71 187V186H70ZM73 187V186H72ZM79 187V186H78ZM207 187V186H206ZM224 188H225V186H223ZM226 187H230V186H226ZM232 187H234V185L232 186ZM264 187V186H263ZM62 188V187H61ZM75 188L77 189V187L75 186ZM80 188V187H79ZM208 188V187H207ZM231 188V187H230ZM253 188V187H252ZM255 188V187H254ZM69 189V188H68ZM82 188H80V190H81ZM166 189H168L167 187H166ZM231 189H233V188H231ZM231 189H229L228 188V190H230V191H227V192H230L231 193ZM256 189V188H255ZM254 189V190H255ZM70 190V189H69ZM225 190H226V188H225ZM234 190H236V189H234ZM262 190H264V188H262ZM258 191V189L256 190V192ZM71 192H75V191H71ZM79 192V191H78ZM81 192V191H80ZM164 192H165V189H164ZM236 192H237V190H236ZM242 192V191H241ZM255 192V191H254ZM255 192V193H256ZM76 194H77V192H75ZM170 193V192H169ZM229 193V194H230ZM238 193H240V192H238ZM84 194V193H83ZM91 194V193H90ZM166 194V193H165ZM173 194H175V193H173ZM225 194H226V192H225ZM234 194V193H233ZM253 194V193H252ZM258 194H260V193H258ZM148 195V194H147ZM195 195V194H194ZM246 195V194H245ZM262 195V194H261ZM149 196V195H148ZM199 196V195H198ZM211 196V195H210ZM219 196V195H218ZM235 196V195H234ZM243 196H244V194H243ZM247 196H249L250 198H251V196H250V193H249V195L247 194ZM253 196V195H252ZM255 196V195H254ZM90 197V196H89ZM224 197V196H223ZM258 197V196H257ZM257 197H255L257 200H258V198ZM91 198V197H90ZM147 198V197H146ZM158 198H160V197H158ZM161 198H162V196H161ZM160 198V199H161ZM215 198V197H214ZM227 199V197H226V195H225V197L224 198H222V199ZM230 200H231V198L230 197H228ZM241 198V197H240ZM247 198V197H246ZM249 198V199H250ZM263 198H264V196H263ZM88 199V198H87ZM166 199V198H165ZM168 199H170V198H167L166 200H168ZM171 199H172V202L174 203V204H176V205H180V199H179V197L178 196H174V195H172V197H171ZM215 199H217V198H215ZM244 199V198H243ZM260 202L262 201H264V200H262V198L260 197ZM234 200H236V196H235V199ZM233 199L231 200L232 202H231V205H233V201H234ZM237 200H238V197H237ZM253 200H255L254 198H253ZM95 201V200H94ZM149 201V200H148ZM160 202V201H159ZM236 202V201H235ZM234 202V203H235ZM238 202V201H237ZM236 202V203H237ZM244 201H242V203H243ZM251 202V201H250ZM79 203V202H78ZM77 203V204H78ZM81 203V202H80ZM79 203V204H80ZM93 203V202H92ZM97 203V202H96ZM150 203H151V201H150ZM161 203V202H160ZM220 203V202H219ZM235 203V204H236ZM239 203V202H238ZM255 203V202H254ZM258 203V202H257ZM264 203V202H263ZM76 204V203H75ZM89 204H91V202L89 203ZM94 204V203H93ZM98 204V203H97ZM100 204V203H99ZM152 204V203H151ZM157 204V203H156ZM223 204V202H222V200H221V205ZM241 204V203H240ZM240 204H239V206H240ZM247 204L248 205H250V203H246V206H247ZM82 205V204H81ZM92 205V204H91ZM100 205H102V204H100ZM100 205H99V207H100ZM192 205V204H191ZM230 205V204H229ZM230 205V206H231ZM254 204L252 203V205L251 206H253ZM257 205H259V204H257ZM87 206H88V204H87ZM97 206V205H96ZM103 206V205H102ZM102 206H101V208H102ZM155 206V205H154ZM217 206H219L218 204H217ZM216 206V207H217ZM245 206V207H246ZM263 206V205H262ZM85 207V206H84ZM84 207H82V208H84ZM151 207V206H150ZM176 207V206H175ZM220 207V206H219ZM223 207V206H222ZM221 207V208H222ZM235 206H233V208H234ZM260 207H261V205H260ZM95 208V207H94ZM240 209V207H236V209ZM241 208H242V206H241ZM254 208V207H253ZM256 208V207H255ZM254 208V209H255ZM258 208V207H257ZM257 208H256V210H257ZM103 209H104V207H103ZM223 209V208H222ZM226 209V208H225ZM225 209H223V210H225ZM238 209V212L239 211H241V209L239 210ZM244 209H246V208H244ZM244 209H242V210H244ZM250 208H248V210H249ZM252 209V208H251ZM87 210V209H86ZM93 210V209H92ZM153 210V209H152ZM229 210V209H228ZM233 210V209H232ZM247 210V209H246ZM256 210H254L255 212H256ZM261 210V209H260ZM121 211V210H120ZM119 211V212H120ZM197 211V210H196ZM195 211V212H196ZM219 211V210H218ZM92 212V211H91ZM178 212V211H177ZM221 212V211H220ZM231 213H233V211H230ZM241 212H244V211H241ZM246 212H249V211H245V213ZM254 212V213H255ZM258 212H261L262 213V211H258ZM95 213H98V212H95ZM107 213V212H106ZM109 213H111V211L109 212ZM116 214H117V211L115 212ZM123 213V212H122ZM154 213V212H153ZM183 213H184V218L187 220V222L188 223H190L192 226H196V223H198L197 222V219H196V217H195V215L192 213V212H189V211H183ZM226 213V212H225ZM229 213V212H228ZM237 213V212H236ZM235 213V214H236ZM244 213V214H245ZM124 214V213H123ZM122 214V215H123ZM127 214V213H126ZM125 214V215H126ZM156 215H157V213H155ZM200 214V213H199ZM198 214V215H199ZM224 214V213H223ZM241 214V213H240ZM248 214H251V211H250V213H248ZM252 214H253V212H252ZM256 214V213H255ZM109 215V214H108ZM180 215V214H179ZM225 215V214H224ZM228 214H226V216H227ZM232 215V214H231ZM237 215V214H236ZM235 215V216H236ZM254 215V214H253ZM92 216V215H91ZM127 217L129 216V215H126ZM125 216V217H126ZM158 216H160L159 214H158ZM222 216V215H221ZM242 216H245V215H242ZM246 216H247V214H246ZM252 216V215H251ZM256 216H258V215H256ZM259 216H260V214H259ZM109 217V216H108ZM120 217V216H119ZM122 217H124V216H122ZM124 217V218H125ZM126 217V218H127ZM223 217V216H222ZM221 217V218H222ZM231 217V216H230ZM229 217V218H230ZM255 217V216H254ZM264 218V216H263V214H262V216H260V218ZM98 218V217H97ZM104 218V217H103ZM115 218V217H114ZM121 218V217H120ZM131 218V217H130ZM133 218V217H132ZM134 218H136V217H134ZM133 218V219H134ZM207 218V217H206ZM214 218V217H213ZM217 218V217H216ZM224 218V217H223ZM233 218V217H232ZM240 218H241V216H240ZM252 218V217H251ZM263 218L261 219V220H263ZM106 219V218H105ZM138 220H140L139 218H137ZM161 219V218H160ZM159 219V220H160ZM181 219V218H180ZM237 220L238 218H234L233 220ZM245 219V218H244ZM248 219H249V217H248ZM256 219V218H255ZM135 220V219H134ZM137 220V221H138ZM151 220V219H150ZM155 220H157V219H155ZM164 220V222H165V219H163ZM163 220L161 219L160 221L161 222H163ZM171 220V219H170ZM200 220H202V218H200ZM211 220V219H210ZM239 220V219H238ZM234 221V223L236 222H239V221ZM245 220H247V218L245 219ZM252 220V219H251ZM250 220V221H251ZM254 220V219H253ZM252 220V221H253ZM126 221H128V220H126ZM142 221H144V220H142ZM141 221V222H142ZM149 221V220H148ZM147 221V222H148ZM167 221V220H166ZM206 221V220H205ZM204 221V222H205ZM227 220L224 218V222H226ZM255 221H257V220H255ZM258 221H259V219H258ZM112 222V221H111ZM140 222V223H141ZM149 222H151V221H149ZM152 222H156V221H152ZM158 222V221H157ZM170 222V221H169ZM167 223V222H165V223H167V224H172V221L170 222V223ZM173 222H174V220H173ZM176 222V221H175ZM180 222H182V219L180 220ZM201 222V221H200ZM230 222V221H229ZM232 222V221H231ZM249 222V221H248ZM264 222V221H263ZM263 222H262V225H263ZM130 223V222H129ZM137 223V222H136ZM140 223H138V224H140ZM159 223V222H158ZM165 223H163V225L165 224ZM202 223V222H201ZM201 223H199V224H201ZM240 223L242 224V222H241V220H240ZM246 223V222H245ZM253 223H255V222H253ZM261 222L259 221V223L258 224H260ZM113 224H114V222H113ZM162 224V223H161ZM176 224H178L177 222H176ZM199 224H198V226H199ZM230 224V223H229ZM240 224V225H241ZM257 224V223H256ZM255 224V225H256ZM258 224H257V226H258ZM108 225V224H107ZM131 225V224H130ZM133 225V224H132ZM132 225H131V228H133L132 227ZM143 225L144 224H141L140 226H142L143 227ZM159 225H160V223H159ZM233 225V224H232ZM234 225H238L239 226V223L238 224H234ZM251 225H253L252 223H251ZM134 226V225H133ZM177 226V225H176ZM182 226V225H181ZM183 226H185V224L183 225ZM197 226V227H198ZM230 226V225H229ZM238 226H236V229H237V227ZM243 226H245L244 224L241 226V227H243ZM109 227V226H108ZM126 227V226H125ZM127 227H129V225L127 226ZM139 227V226H138ZM144 227H146V226H144ZM159 227V226H158ZM168 227V226H167ZM171 227H173V226H171ZM178 227H180V226H178ZM186 227V226H185ZM189 227V226H188ZM203 227V226H202ZM248 227V226H247ZM253 227V226H252ZM147 228V227H146ZM145 228V229H146ZM155 228H157V227H155ZM170 228V227H169ZM177 228V227H176ZM175 228V229H176ZM189 228H191V227H189ZM189 228H188V230H189ZM198 228H200V227H198ZM239 228V227H238ZM244 228H246V227H244ZM244 228H242V230L244 229ZM254 228V227H253ZM257 228V227H256ZM255 228V229H256ZM259 228H260V226H259ZM263 228V227H262ZM134 229V228H133ZM136 229H137V227H136ZM161 229V228H160ZM171 229V228H170ZM180 229V228H179ZM178 229V230H179ZM185 229H187V228H185ZM192 229V228H191ZM190 229V230H191ZM240 229V228H239ZM238 229V230H239ZM113 230V229H112ZM111 230V231H112ZM135 230V229H134ZM143 230H144V228H143ZM147 230H149L148 228H147ZM155 230V229H154ZM153 230V231H154ZM161 230H163V229H161ZM172 230V229H171ZM203 230H207L206 232L209 234V236H211L212 238H215L216 240H217V246H218V248H221L222 250H224L222 247H223V245H224V240L227 238V237H232L233 236V231H232V229L230 228V227H224V225L223 226H219V225H216V222H214V223H209V224H206V229L203 227ZM233 230H234V228H233ZM247 230H249V228L247 229ZM258 230V229H257ZM142 231V230H141ZM158 231V230H157ZM156 231V232H157ZM173 231H175L174 229H173ZM185 231V230H184ZM192 231H194V230H192ZM195 231H196V229H195ZM195 231H194V233H195ZM245 231V230H244ZM256 231V230H255ZM262 230H261V228H260V232H261ZM128 232H130V231H128ZM137 232V231H136ZM145 232H147V231H145ZM155 232V231H154ZM153 232V233H154ZM162 232V231H161ZM176 232V231H175ZM181 232H182V228H181ZM202 232V231H201ZM242 232V231H241ZM246 232V231H245ZM250 232H252V233H254L253 231H250ZM258 232V234H259V230L257 231ZM142 233V232H141ZM150 233V232H149ZM152 233V234H153ZM163 233V232H162ZM167 233V232H166ZM189 233H190V231H189ZM240 233V232H239ZM239 233H238V236H239ZM244 233V232H243ZM247 233V232H246ZM251 233V234H252ZM148 234V233H147ZM236 234H237V232H236ZM250 234V235H251ZM257 234V235H258ZM134 235H135V233H134ZM201 235V234H200ZM199 235V236H200ZM204 235V234H203ZM202 235V236H203ZM244 235H246V234H244ZM254 235V234H253ZM260 236L262 235L263 237H264V232H261L260 234H259ZM130 236H131V234H130ZM143 236H144V234H143ZM149 236V235H148ZM177 236V235H176ZM190 236V235H189ZM206 236V235H205ZM209 236H208V238H209ZM237 236V235H236ZM235 235H234V237H236ZM247 236V235H246ZM262 236L260 237V238H262ZM132 237V236H131ZM159 237H161V235L159 236ZM159 237H157V239L159 238ZM180 237H183V236H180ZM194 237V236H193ZM240 237V236H239ZM243 237V235H241V238ZM255 237V236H254ZM132 238H134V237H132ZM137 238V237H136ZM139 238V237H138ZM185 237H183V239H184ZM189 238V237H188ZM191 238V237H190ZM196 238V237H195ZM200 238V237H199ZM255 238H258V237H255ZM254 238V239H255ZM155 239V238H154ZM160 240H162L161 238H159ZM181 239V238H180ZM202 239H204L203 237H202ZM207 239V238H206ZM253 239V238H252ZM253 239V240H254ZM129 240H132L131 238L129 239ZM134 241H136V242H138L137 240H139V242H140V239H137V240H135V239H133ZM132 240V242H134ZM236 240V239H235ZM243 240V239H242ZM244 240H245V238H244ZM249 240V239H248ZM257 240H259V238L257 239ZM165 241V240H164ZM181 241H183V240H181ZM193 241H195L194 240V238H193ZM208 241H209V239H208ZM207 241V242H208ZM245 241H247V240H245ZM255 241H256V239H255ZM263 241H264V239H263ZM262 241V242H263ZM136 242H135V244H136ZM158 242H161V241H158ZM200 242H201V240H200ZM204 242V241H203ZM202 242V243H203ZM206 242V241H205ZM206 242V243H207ZM210 244L212 243L211 242V238H210ZM208 242V243H209ZM233 242V241H232ZM237 242H239V241H237ZM250 242H252V240H250ZM249 241L247 242L248 244L250 243ZM261 242V241H260ZM260 242H259V244H260ZM184 243V242H183ZM207 243V244H208ZM229 243V242H228ZM242 243H244L243 241H242ZM256 243V242H255ZM255 243H253L252 245H250V248H251V250L252 249H254L253 251H255L256 250V248H257V246L255 245ZM257 243H258V241H257ZM139 243H137V245H138ZM148 244V243H147ZM188 244H190V243H188ZM198 244H199V241H198ZM216 244V243H215ZM233 244H234V242H233ZM232 244V245H233ZM246 244V243H245ZM247 244V246H249ZM264 244V243H263ZM203 245V244H202ZM205 245V244H204ZM213 245H214V243H213ZM238 245V244H237ZM139 246H141V243H140V245ZM144 246L146 247V245L144 244ZM157 246V245H156ZM191 246V245H190ZM214 246H216V245H214ZM214 246H209V247H214ZM241 246V245H240ZM240 246L239 247H237V248H240ZM260 246H262V245H260ZM264 246V245H263ZM138 247V246H137ZM142 247V246H141ZM148 247H149V245H148ZM159 247V246H158ZM192 247H194L193 245H192ZM205 247V246H204ZM226 247H227V245H226ZM228 247H229V245H228ZM242 247V246H241ZM259 247V246H258ZM150 248V247H149ZM186 248V247H185ZM194 248H196V247H194ZM231 248V247H230ZM264 248V247H263ZM144 249V248H143ZM197 249V248H196ZM195 249V250H196ZM210 249V248H209ZM232 249V248H231ZM245 248H243V250H244ZM145 250V249H144ZM147 250H148V248H147ZM151 250V249H150ZM198 250V252H199V250L200 249H197ZM203 250H204V248H203ZM206 250H208V249H206ZM221 250V251H222ZM226 250V249H225ZM164 251V250H163ZM172 251V250H171ZM202 251V250H201ZM211 251V250H210ZM214 251H215V249H214ZM216 251H217V249H216ZM215 251V252H216ZM220 251V250H219ZM236 251V249L234 250L233 249V254H234V252ZM238 251V250H237ZM236 251V252H237ZM246 251V250H245ZM261 251V250H260ZM264 251V250H263ZM151 252V251H150ZM153 252V251H152ZM151 252V253H152ZM207 252V251H206ZM212 252V251H211ZM210 252V253H211ZM214 252V253H215ZM226 252V251H225ZM228 252H230V251H228ZM235 252V253H236ZM241 252V251H240ZM250 252V251H249ZM259 252V251H258ZM154 253V252H153ZM152 253V254H153ZM213 253V252H212ZM231 253V252H230ZM264 253V252H263ZM157 254H159V253H157ZM156 253L155 254H153V255H156V256H158ZM197 254V253H196ZM220 254V253H219ZM232 254V255H233ZM238 254V253H237ZM237 254L235 255V256H237ZM241 253H239V255H240ZM244 254H248V253H243V256H244ZM256 254V253H255ZM199 255V254H198ZM204 255V254H203ZM208 255H210L209 253H208ZM216 255H217V252H216ZM231 255V254H230ZM231 255V256H232ZM249 255V254H248ZM247 255V256H248ZM260 255V254H259ZM159 256L162 258V255H160L159 254ZM177 256V255H176ZM214 257H215V255H213ZM253 257L255 256V255H252ZM262 256H264V255H262ZM159 257V258H160ZM212 257V256H211ZM217 257V256H216ZM222 257V256H221ZM238 257V256H237ZM245 257V256H244ZM136 258V257H135ZM158 258V259H159ZM219 258V257H218ZM239 258V257H238ZM250 258V257H249ZM248 258V259H249ZM252 258V257H251ZM261 258V257H260ZM203 259V258H202ZM240 259V258H239ZM245 258H243V260H244ZM246 259H247V257H246ZM254 259V258H253ZM256 259V258H255ZM263 259H264V257H263ZM134 260V259H133ZM189 260V259H188ZM223 260H224V258H223ZM228 260H230V259H228ZM227 260V261H228ZM236 260V259H235ZM235 260H233V261H235ZM251 260V259H250ZM261 260V259H260ZM260 260H259V264H262V263H260ZM162 261H163V259H162ZM180 261V260H179ZM220 261H221V258H220ZM225 261V260H224ZM252 261L253 260H251V261H249V262H251L252 263ZM256 261H257V259H256ZM264 261V260H263ZM262 261V262H263ZM166 262V261H165ZM164 262V263H165ZM181 262V261H180ZM216 262H218V263H220L221 264V262H219V261H216ZM223 262V261H222ZM236 262V261H235ZM239 262V261H238ZM255 262V261H254ZM135 263V262H134ZM140 262H138V264H139ZM164 263H162V264H164ZM174 263V262H173ZM224 263V262H223ZM245 263V262H244ZM143 264V263H142ZM166 264V263H165ZM168 264V263H167ZM183 264H192V263H183ZM195 264V263H194ZM241 264H243L242 262H241ZM253 264V263H252Z\"/></svg>",
	"mask_w": 264,
	"mask_h": 264
}]
</instances>
